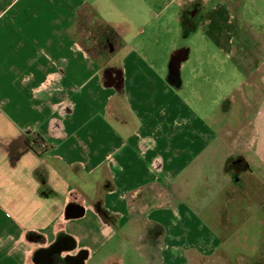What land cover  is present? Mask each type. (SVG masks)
<instances>
[{
  "label": "crops",
  "instance_id": "0c3cea01",
  "mask_svg": "<svg viewBox=\"0 0 264 264\" xmlns=\"http://www.w3.org/2000/svg\"><path fill=\"white\" fill-rule=\"evenodd\" d=\"M242 2L0 0V264H264L256 196L226 171L264 165V22ZM164 23L160 65L141 39ZM201 29L234 62L210 88L220 120L176 43Z\"/></svg>",
  "mask_w": 264,
  "mask_h": 264
},
{
  "label": "rangeland",
  "instance_id": "374dc122",
  "mask_svg": "<svg viewBox=\"0 0 264 264\" xmlns=\"http://www.w3.org/2000/svg\"><path fill=\"white\" fill-rule=\"evenodd\" d=\"M243 2V18L253 22L254 25L255 23L261 24L262 22H264V0H243ZM239 17L240 14L237 15L236 20H239ZM178 26L179 27H177L175 24H171L170 26H168V29L170 30V28H179L180 30L182 26ZM165 27H167V25L164 23L162 27L158 28L156 32V40L158 46H153V44H151L150 42L151 39H141L143 41L141 51L145 53V55L150 59L151 62L160 65H165L167 61V51L169 47L172 46V43H174L173 40H170L171 34L163 30L165 29ZM179 35L181 38L180 33ZM189 35L190 36L185 39L181 38V40H178L177 42L175 41L178 45L177 47L179 49H182L184 46L189 50L191 61L193 59V61L190 62V69L194 68L195 66H202L206 67V69L208 70L204 77L199 78L196 81L199 86L195 87V93L200 94V98L196 97L192 100V102L196 107H198L197 112L199 115H206V117L209 119L220 120L222 118L224 103L221 104V98H218L216 102L212 101L209 95L210 88L214 84H220L221 75H218V73H216L217 70L224 67L227 69H231L234 67V62L233 60H227V56H224L221 52H219L218 47L221 46V42L219 40H216V42L211 43L207 47V44L205 42L206 37H209L207 29H201V31L192 33L190 32ZM106 47L104 44H102V49L106 50ZM97 55L101 54L97 52ZM118 65L119 62L117 66ZM191 82L192 84H194V79ZM261 130L264 131V126ZM235 160H238L236 161L237 164L243 165V160L240 157L234 158V162ZM252 172L254 173V176H252L251 179H248L249 181L253 180L249 184V188H252V193L255 194L257 198L251 197L252 201H249L251 207H245V213L247 212L248 215H251V227H257L258 224H261V226L263 227L262 242L264 243V189L258 188V186H260V181L264 182V165H261L259 168H255ZM243 194V197H245L246 193L244 191Z\"/></svg>",
  "mask_w": 264,
  "mask_h": 264
},
{
  "label": "bare ground",
  "instance_id": "6f19581e",
  "mask_svg": "<svg viewBox=\"0 0 264 264\" xmlns=\"http://www.w3.org/2000/svg\"><path fill=\"white\" fill-rule=\"evenodd\" d=\"M237 35V33H236ZM106 45L110 44V41H108V37L105 38V41ZM232 160V161H231ZM231 162V164H230ZM256 162V160H255ZM230 164V165H229ZM237 166V167H236ZM255 168H259V164L256 162L255 165H254V169ZM226 171L227 173L231 176V178H233V180L236 182L237 178L239 179V184L237 186V189L243 194V191H247L249 195H252V191L250 190L249 188V184L253 181H249L248 179L252 176H254V173L252 171L251 168H248L246 169L245 165H239L237 164L236 162H234V157H230V160L228 161V164H227V167H226ZM245 178V179H244ZM247 187V188H245Z\"/></svg>",
  "mask_w": 264,
  "mask_h": 264
},
{
  "label": "flooded vegetation",
  "instance_id": "af4514ba",
  "mask_svg": "<svg viewBox=\"0 0 264 264\" xmlns=\"http://www.w3.org/2000/svg\"><path fill=\"white\" fill-rule=\"evenodd\" d=\"M105 45V47L107 46L106 43H103ZM102 49V46H101ZM117 65V64H116ZM122 68H120V64L117 67L114 66H105L103 67L102 70V74H101V78H103L104 80H109V81H113V83L118 86L120 84V80H118V73L120 72ZM110 75V77H109ZM238 160H235V162Z\"/></svg>",
  "mask_w": 264,
  "mask_h": 264
},
{
  "label": "trees",
  "instance_id": "16d2710c",
  "mask_svg": "<svg viewBox=\"0 0 264 264\" xmlns=\"http://www.w3.org/2000/svg\"><path fill=\"white\" fill-rule=\"evenodd\" d=\"M120 68H121V65H120ZM41 141L42 140L39 139V137H36V139L35 138H27L26 139L27 145L30 146V147L32 146V144H35L36 147H39V143Z\"/></svg>",
  "mask_w": 264,
  "mask_h": 264
}]
</instances>
